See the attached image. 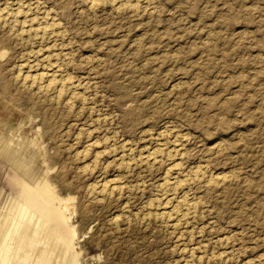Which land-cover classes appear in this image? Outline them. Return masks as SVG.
<instances>
[{
  "label": "rangeland",
  "instance_id": "obj_1",
  "mask_svg": "<svg viewBox=\"0 0 264 264\" xmlns=\"http://www.w3.org/2000/svg\"><path fill=\"white\" fill-rule=\"evenodd\" d=\"M111 1L0 0V264H264V0Z\"/></svg>",
  "mask_w": 264,
  "mask_h": 264
},
{
  "label": "bare ground",
  "instance_id": "obj_2",
  "mask_svg": "<svg viewBox=\"0 0 264 264\" xmlns=\"http://www.w3.org/2000/svg\"><path fill=\"white\" fill-rule=\"evenodd\" d=\"M98 1H101L102 0H94L93 3H96ZM113 1V0H112ZM111 1V2H112ZM110 2V1H109ZM3 3V2H2ZM113 3V2H112ZM92 4V3H91ZM129 4V3H128ZM8 5V4H7ZM95 5V4H94ZM113 6V5H112ZM127 7V6H126ZM115 8V7H114ZM92 10V9H91ZM93 11V10H92ZM27 8H23L21 6H18L17 9H15L14 11H4V10H0V24L2 23H5L7 21H13L14 24L15 22L16 23H19L17 25H19V27L21 28V30L23 32H27L29 33L30 35H33V36H39V37H42L44 35H47L49 34L50 32H52V27L51 25H47L46 23V20L44 17L42 18H35L33 16L30 17L27 13ZM30 12V11H29ZM55 14V13H54ZM47 17V16H46ZM58 20V19H57ZM8 23V22H7ZM13 25V24H12ZM55 25V24H54ZM17 30V28H16ZM26 33V34H27ZM25 34V33H24ZM28 36V35H27ZM53 36V35H52ZM29 49V48H28ZM3 53V52H2ZM42 55V54H41ZM0 56H2V54H0ZM51 58V57H50ZM48 61V60H47ZM50 61V60H49ZM57 61V60H56ZM55 64V63H54ZM54 64L53 66H50V67H47L46 69H44L41 73L39 71V73L35 74V75H32L30 76V78L28 80H30L31 83H39V84H42L41 86V89L44 90V91H49V90H52L53 88L55 87H63V84L64 82L62 80H58L57 77H56V69L54 67ZM56 66V65H55ZM42 68V67H41ZM58 72V71H57ZM66 74V73H65ZM26 76V75H25ZM28 76V75H27ZM21 77V76H20ZM18 78V77H17ZM28 78V77H27ZM61 79V78H60ZM68 81V80H67ZM71 82V81H70ZM66 83V82H65ZM24 86V85H23ZM74 88V87H73ZM65 89V88H64ZM67 89V87H66ZM75 89V88H74ZM56 90V89H55ZM74 91V90H73ZM34 93V92H33ZM43 93V92H42ZM60 93V91H59ZM61 95V94H59ZM60 97V96H59ZM9 134V133H8ZM176 142V141H175ZM95 143V142H94ZM174 145V144H173ZM94 147L93 144L90 143V145L88 146L89 147ZM163 147V146H162ZM179 149V148H178ZM169 151V150H168ZM155 152V151H154ZM161 152V151H160ZM177 152V151H176ZM89 153V152H88ZM121 153V152H120ZM158 153V152H157ZM160 154V153H158ZM157 154V155H158ZM95 155V154H94ZM156 155V154H155ZM161 156V155H160ZM126 157V156H125ZM152 159V158H151ZM154 160H156V156L155 158H153ZM159 161V159H157ZM161 160V158H160ZM162 161V160H161ZM150 163V162H149ZM172 166V165H171ZM175 167V166H173ZM174 169V168H173ZM199 170V169H198ZM203 173V172H202ZM196 174V173H195ZM194 174V175H195ZM171 180V179H170ZM170 180H167L168 182ZM184 180V179H183ZM166 181V183H168ZM189 181V180H188ZM164 183V182H163ZM170 183V182H169ZM172 185L174 186H182L183 183L181 181H178V180H175L173 179V181H171ZM99 185V184H98ZM97 185V186H98ZM171 185V184H170ZM96 186V187H97ZM164 186V184H163ZM167 186V185H166ZM172 187V186H171ZM100 189V191L102 192H106V191H111V190H115L118 188V185L115 183V182H110V181H105V182H101L99 187H97ZM169 189V187H166V189ZM172 190V189H171ZM179 190V189H178ZM117 191V190H116ZM99 192V191H98ZM113 192V191H112ZM170 192V191H169ZM174 192V191H172ZM48 193L55 199H57L58 201H60L57 197H55L53 195V193L51 191L48 190ZM171 193V192H170ZM175 193V192H174ZM167 194V193H166ZM173 194V193H172ZM184 194V193H183ZM165 195V194H163ZM171 196V195H169ZM68 197H71V196H68ZM164 197L167 198V196L165 195ZM178 198V197H177ZM180 199L178 201H173L171 198H168L166 201H164L165 203V206L166 207H169V210H167V212L163 213V217L166 218V220L170 221V220H180L182 219L186 213L185 212H182L180 210V207H185V209L188 211L190 209L193 208V204L191 203H188L187 200H186V197L184 195H182L181 197H179ZM72 199V197H71ZM162 203V201H161ZM161 209V208H160ZM168 209V208H167ZM186 211V212H187ZM191 213V212H190ZM56 214L59 218V220H61V223L63 224H66L68 226H70L69 224V217L66 216V207H58L56 209ZM188 214V213H187ZM60 223V222H59ZM53 224V223H52ZM51 224V226H52ZM53 227V226H52ZM72 228V227H71ZM32 233V232H31ZM72 234L73 236L75 235V232L73 231V228H72ZM227 240V239H226ZM42 247V246H41ZM57 249V248H56Z\"/></svg>",
  "mask_w": 264,
  "mask_h": 264
}]
</instances>
